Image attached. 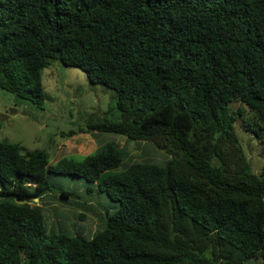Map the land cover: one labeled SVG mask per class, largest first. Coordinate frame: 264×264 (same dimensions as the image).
Listing matches in <instances>:
<instances>
[{
  "label": "trees",
  "instance_id": "trees-1",
  "mask_svg": "<svg viewBox=\"0 0 264 264\" xmlns=\"http://www.w3.org/2000/svg\"><path fill=\"white\" fill-rule=\"evenodd\" d=\"M52 61L114 92L119 117L80 132L169 159L126 162L108 141L50 163L0 142V264H264V165L252 170L231 109L247 107L264 153V0H0V89L43 109ZM92 184L116 202L105 224L49 229L46 199L91 207Z\"/></svg>",
  "mask_w": 264,
  "mask_h": 264
},
{
  "label": "rangeland",
  "instance_id": "rangeland-1",
  "mask_svg": "<svg viewBox=\"0 0 264 264\" xmlns=\"http://www.w3.org/2000/svg\"><path fill=\"white\" fill-rule=\"evenodd\" d=\"M41 76L45 92L43 109H38L26 100H18L12 93L0 89V142L18 143L24 151L43 150L50 163L62 157L82 159L108 141L126 146L129 151L126 162L152 160L163 163L169 159L153 143L127 140L124 136L110 133L80 132L89 121L103 116L111 119L119 117L116 109L108 110L114 101V92L99 84H91L85 71L52 61L42 70ZM238 107L243 109V114L236 115L235 120L239 143L251 163L252 170L259 173L264 165L262 145L253 131L246 130L257 129V126L250 120L243 121V118L252 119V114L244 104H231L233 111L237 112ZM69 131L75 133L68 135ZM124 166L122 164L111 171H121ZM53 177L55 181L62 179L57 175ZM63 180L74 191H81L85 186L91 185L66 177ZM92 186L95 190L91 192V207L85 204L87 207L82 209L75 200L65 204L53 195L47 198V203L42 205L47 227L59 229L65 226L73 233L91 237L96 229L105 224L107 213L116 206V202L99 192L96 185ZM256 263L261 264V261Z\"/></svg>",
  "mask_w": 264,
  "mask_h": 264
},
{
  "label": "water",
  "instance_id": "water-1",
  "mask_svg": "<svg viewBox=\"0 0 264 264\" xmlns=\"http://www.w3.org/2000/svg\"><path fill=\"white\" fill-rule=\"evenodd\" d=\"M33 201H37V198H32Z\"/></svg>",
  "mask_w": 264,
  "mask_h": 264
}]
</instances>
